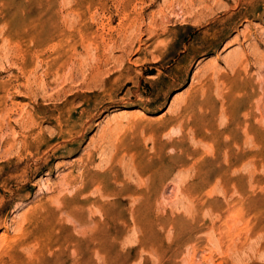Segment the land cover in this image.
<instances>
[{"label": "rangeland", "instance_id": "rangeland-1", "mask_svg": "<svg viewBox=\"0 0 264 264\" xmlns=\"http://www.w3.org/2000/svg\"><path fill=\"white\" fill-rule=\"evenodd\" d=\"M0 264H264V0H0Z\"/></svg>", "mask_w": 264, "mask_h": 264}, {"label": "bare ground", "instance_id": "bare-ground-1", "mask_svg": "<svg viewBox=\"0 0 264 264\" xmlns=\"http://www.w3.org/2000/svg\"><path fill=\"white\" fill-rule=\"evenodd\" d=\"M238 3V2H237ZM237 6V5H236ZM211 11V10H210ZM76 17V16H75ZM83 38H81L82 40ZM83 43V42H82ZM86 45V44H85ZM85 47V46H84ZM72 53V52H71ZM73 54V53H72ZM62 67V66H61ZM30 118V117H29ZM31 120V119H30ZM83 133V132H81ZM95 188H98L97 186ZM78 192V191H77ZM102 194V193H101ZM59 196V195H58ZM84 197V196H83ZM56 199V198H55ZM58 200V199H57ZM55 205V204H54ZM61 205V204H60ZM80 208V207H79ZM61 214V213H60ZM61 217V216H60ZM81 218V217H80ZM74 226V225H73ZM95 227V226H94ZM87 228V227H86ZM90 230V229H89ZM13 242V241H12ZM26 249V248H25ZM28 249V248H27Z\"/></svg>", "mask_w": 264, "mask_h": 264}]
</instances>
